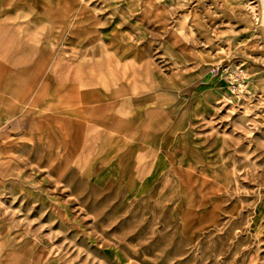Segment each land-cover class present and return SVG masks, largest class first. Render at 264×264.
Returning <instances> with one entry per match:
<instances>
[{"label":"rangeland","instance_id":"rangeland-1","mask_svg":"<svg viewBox=\"0 0 264 264\" xmlns=\"http://www.w3.org/2000/svg\"><path fill=\"white\" fill-rule=\"evenodd\" d=\"M0 264H264L260 0H0Z\"/></svg>","mask_w":264,"mask_h":264},{"label":"bare ground","instance_id":"bare-ground-1","mask_svg":"<svg viewBox=\"0 0 264 264\" xmlns=\"http://www.w3.org/2000/svg\"><path fill=\"white\" fill-rule=\"evenodd\" d=\"M261 1V7L263 9V19H264V0H260Z\"/></svg>","mask_w":264,"mask_h":264},{"label":"crops","instance_id":"crops-1","mask_svg":"<svg viewBox=\"0 0 264 264\" xmlns=\"http://www.w3.org/2000/svg\"><path fill=\"white\" fill-rule=\"evenodd\" d=\"M3 122H6V117L4 118Z\"/></svg>","mask_w":264,"mask_h":264}]
</instances>
